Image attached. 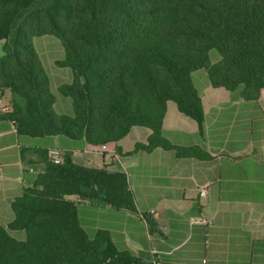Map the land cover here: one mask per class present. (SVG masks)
<instances>
[{
	"label": "trees",
	"instance_id": "obj_1",
	"mask_svg": "<svg viewBox=\"0 0 264 264\" xmlns=\"http://www.w3.org/2000/svg\"><path fill=\"white\" fill-rule=\"evenodd\" d=\"M36 1L0 0V96L11 91L9 117L19 133L100 146L135 125L149 127L148 142L125 153L133 156L173 147L163 129L169 100L203 125L197 73L248 100L258 101L264 88V0H46L30 9ZM45 34L65 48L59 63L72 80L58 92L71 98L72 113L54 108L34 41ZM64 158L53 163L46 149L43 171L12 202L14 219L0 223V264H134L138 258L117 249L109 231L91 237L78 217L82 202L136 211L127 173ZM17 229L25 239L11 234Z\"/></svg>",
	"mask_w": 264,
	"mask_h": 264
},
{
	"label": "crops",
	"instance_id": "obj_2",
	"mask_svg": "<svg viewBox=\"0 0 264 264\" xmlns=\"http://www.w3.org/2000/svg\"><path fill=\"white\" fill-rule=\"evenodd\" d=\"M196 77L203 125L169 100L163 129L173 147L133 156L125 153L148 142L149 127L133 126L107 150L64 134L19 133L9 117L13 106L7 89L0 96V223L7 227L14 219L12 202L43 171L45 150L57 147L76 163L127 173L136 211L82 202L78 217L91 237L109 231L117 249L138 258L134 264H264V88L254 101L244 99L240 89L213 87L204 72ZM50 79L55 110L72 113L71 98L58 92L72 75ZM10 232L26 238L24 229Z\"/></svg>",
	"mask_w": 264,
	"mask_h": 264
},
{
	"label": "rangeland",
	"instance_id": "obj_3",
	"mask_svg": "<svg viewBox=\"0 0 264 264\" xmlns=\"http://www.w3.org/2000/svg\"><path fill=\"white\" fill-rule=\"evenodd\" d=\"M44 2H46V0H37L30 9ZM34 41L41 65L46 75H49V77H51V75H72V71L69 67L59 63L64 60L66 52L63 43L58 37L52 34H45L36 36ZM5 44L4 39L0 40V56L5 53Z\"/></svg>",
	"mask_w": 264,
	"mask_h": 264
},
{
	"label": "built area",
	"instance_id": "obj_4",
	"mask_svg": "<svg viewBox=\"0 0 264 264\" xmlns=\"http://www.w3.org/2000/svg\"><path fill=\"white\" fill-rule=\"evenodd\" d=\"M100 147L103 150H107L108 149V144H102L100 145ZM48 155H49V159L53 162V163H62L64 162L65 158L63 153L61 152V150L57 147H51L48 150ZM208 192L207 187H203L201 189V195H205Z\"/></svg>",
	"mask_w": 264,
	"mask_h": 264
}]
</instances>
